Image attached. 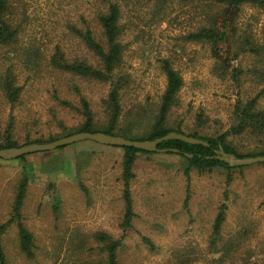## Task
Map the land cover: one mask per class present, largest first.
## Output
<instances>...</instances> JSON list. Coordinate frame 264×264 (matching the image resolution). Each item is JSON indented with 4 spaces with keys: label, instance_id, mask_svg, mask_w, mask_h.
Returning <instances> with one entry per match:
<instances>
[{
    "label": "rangeland",
    "instance_id": "obj_1",
    "mask_svg": "<svg viewBox=\"0 0 264 264\" xmlns=\"http://www.w3.org/2000/svg\"><path fill=\"white\" fill-rule=\"evenodd\" d=\"M207 2L170 0L159 12L157 0H8V17L19 35L11 48L0 47V77L10 71L21 92L12 107L0 87L1 129L12 116L13 136L20 145L26 138L60 134L63 128L75 131L84 123L82 101L95 125L106 122L103 101L109 83L63 73L50 60L59 50L68 61L83 59L97 68V58L78 32L91 31L103 45L98 17L116 3L125 46L123 62L114 72L115 79L125 81L121 126L138 120L130 126L133 132L149 128L166 86L160 60L167 59L184 84L169 124L181 123L185 133L197 127L199 134L212 138L226 132L238 122L237 103L245 104L264 88V68L259 56L238 52L224 70L208 44L187 40L209 25L216 9L207 8ZM238 26L240 35H251L260 46L264 59V10L243 7ZM8 50L12 54L5 56ZM233 68L239 83L233 80ZM256 110L264 112V95ZM229 141L240 153L264 148V134L242 133ZM160 154L140 155L135 161L130 186L135 215L126 232L120 227L122 149L85 141L20 161H0V226L10 218L17 187L27 177L22 220L37 247L35 259L27 260L18 248L17 227L11 225L2 237L8 264H99L103 255L95 237L100 233L121 239L120 264H264V165L193 171L187 183L174 166L177 158ZM50 184L62 202L57 217L48 196ZM222 204L225 221L214 239L212 227Z\"/></svg>",
    "mask_w": 264,
    "mask_h": 264
},
{
    "label": "trees",
    "instance_id": "obj_2",
    "mask_svg": "<svg viewBox=\"0 0 264 264\" xmlns=\"http://www.w3.org/2000/svg\"><path fill=\"white\" fill-rule=\"evenodd\" d=\"M170 0H157L158 11L160 12L163 5ZM183 1V0H182ZM249 6L252 8H258L264 10V0H208L206 7L215 12L209 17V25L201 27L197 32L189 34L187 40L198 43H206L210 46V52L212 57L217 61L219 66L224 70L231 67V60L238 57V52H250L255 54L258 58V63H262L261 69L264 68V59H262V49L256 43L253 42L252 36L243 37L240 35V28L238 26V19L243 10V7ZM11 7L8 4V0H0V47L11 48L17 43L19 30L17 27L12 26L8 15L10 14ZM99 24L103 31L104 44H100L95 40L91 31L78 32V35L86 48L92 52L97 58V68L93 67L86 60L75 59L68 61L64 58V55L57 50L52 56L50 62L54 68L59 71L81 78L93 79L100 82L109 83V93L107 98L103 101L104 110L106 112V122L101 125H95L93 123L92 113L85 101H82L84 117V123L75 130L62 129L63 132L57 135L49 136L46 139L26 138L25 142L20 145L13 136V118L10 116L9 124L4 130L0 126V149L17 148L27 144H46L54 142L60 138H64L76 133H96L102 132L107 135H113L122 137L128 140H154L166 136L171 132H176L196 139H201L208 143V147L203 145H193L182 142L180 140H169L158 145V149H175L177 153H163L162 155L174 156L177 158L175 165L179 171L185 177L187 183L190 181L191 172L197 171L198 173L211 172L214 169L222 168L229 172L235 170H243L251 167H239L231 168L224 162L212 159L215 155V151L222 147L228 154H233L238 158L257 157L264 156V148L255 152L240 153L230 144L229 137L237 136L242 133H250L253 136H261L264 134V112L256 110V105L261 96L264 95V88L251 100L245 104L237 103L235 113L238 119L237 124L227 130L226 132L218 135L215 138L209 136H203L199 134V130L196 127L194 131L185 133L182 129L181 123L170 125L169 116L173 108L177 107V96L183 87V79L181 75L172 68V64L167 59L160 60V68L166 78L165 90L161 96L160 104L158 105L157 112L153 118V122L149 125V128H145L143 132L135 133L130 126L139 123L138 120L131 121L129 126H121L122 106L120 104V93L125 85V81L122 78L115 79V70L119 68L123 62V52L125 46L120 42V35L122 29L120 25V8L116 3L109 5L105 13L98 17ZM5 56H9L12 53L10 50L5 52ZM237 69L233 68V80L239 83V75ZM4 77H0V87L5 91V96L11 102L13 107L18 100L21 92V88L15 85L14 76H11V72ZM260 72V71H259ZM258 72V73H259ZM11 73V74H10ZM257 73V74H258ZM261 80H264V69L260 75ZM141 113V111L139 110ZM202 113L198 116L202 118ZM140 116V115H139ZM138 116V117H139ZM123 117V116H122ZM203 120L199 121L202 122ZM198 123V124H199ZM147 127V126H146ZM198 130V131H197ZM85 142V141H83ZM92 142V141H91ZM98 144V143H97ZM100 145V144H99ZM70 146V145H69ZM105 146V145H103ZM111 147V146H108ZM66 147L58 148L63 150ZM118 148V147H113ZM123 159H122V201L124 205L123 219L121 223V229L126 232L131 226L134 219V207L133 199L130 192L131 182L134 179L133 166L138 156H153L161 155L158 152H146L133 148L122 147ZM31 155V154H30ZM186 155H192V158H188ZM25 156H22L16 161L24 160ZM0 161H4L0 159ZM264 165V164H257ZM230 178L227 179V185L230 184ZM28 186V179L24 177L17 187L14 197L11 216L10 218L0 226V264H8L7 256L3 247L2 237L5 230L11 225H15L18 230V248L27 260L35 259V247L33 235L28 231L22 220V208L26 198ZM47 190L49 192L50 204L54 215L57 217L61 211V200L54 185H48ZM187 195L185 199V205L189 199V188H187ZM226 205L220 206L219 212L212 227V236L215 239L219 236L222 224L225 221ZM146 244L153 248V244L146 238L143 239ZM95 241L99 244L96 245L98 254L103 255V260L99 261V264H120L118 261V250L122 246L121 239L114 240L107 234H98L95 237ZM215 241L212 240V245Z\"/></svg>",
    "mask_w": 264,
    "mask_h": 264
},
{
    "label": "water",
    "instance_id": "obj_3",
    "mask_svg": "<svg viewBox=\"0 0 264 264\" xmlns=\"http://www.w3.org/2000/svg\"><path fill=\"white\" fill-rule=\"evenodd\" d=\"M169 140H180L185 143L193 144V145H203L208 147V143L204 142L201 139H196L193 137H189L183 134H179L176 132H171L166 136L161 138H157L154 140H128L122 137H117L113 135H107L102 132L96 133H76L61 139H58L51 143L46 144H27L17 148H9V149H0V159L5 161L15 160L25 155L35 154V153H44L54 151L61 147H66L75 143L83 142V141H92L98 143L100 145L111 146V147H128L133 148L140 151L146 152H158V153H177L178 151L175 149H158V145L169 141ZM188 158H192V155H186ZM212 159L224 162L227 166L231 168H239V167H247L253 166L257 164H264V156L257 157H246V158H238L233 154H228L224 151L222 147H219L217 151H215V155L211 157Z\"/></svg>",
    "mask_w": 264,
    "mask_h": 264
}]
</instances>
